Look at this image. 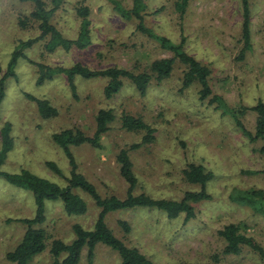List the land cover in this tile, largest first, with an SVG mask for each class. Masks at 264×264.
Wrapping results in <instances>:
<instances>
[{
  "label": "rangeland",
  "instance_id": "1",
  "mask_svg": "<svg viewBox=\"0 0 264 264\" xmlns=\"http://www.w3.org/2000/svg\"><path fill=\"white\" fill-rule=\"evenodd\" d=\"M48 9L51 0H43ZM131 7V0H119ZM147 6L145 26L155 35L184 50L210 70L209 85L231 111L246 109L240 120L252 135L255 133L256 113L249 109L258 101L264 103V0H249L250 48L243 55L240 0H189L183 15L175 8L180 0H143ZM89 9L91 44L82 51L57 50L44 52V42L37 24L30 20L32 3L22 0H0V64L6 73L11 57L22 52L8 78L5 96L0 105V130L11 126L13 149L1 170L30 173L60 186L67 184L70 165L53 136L65 130H79L92 136L95 118L100 110L111 109L117 119L100 139V147L89 145L71 147L77 172L82 174L102 198L124 199L128 185L119 173L118 153L139 144L144 133L121 129V113L141 118L154 129V140L131 151L130 159L137 178L135 195L145 194L153 199L180 201L186 192H197L199 185L184 181L183 170L189 164L201 165L213 175L206 191L211 199L193 204L194 218L184 215L169 219L154 209H130L109 213L106 223L113 234L127 247L137 249L154 264H264L249 250L238 256H223V240L218 232L225 226L238 225L264 249V210L258 212L235 202L238 192L259 190L264 193V155L259 152L260 141H251L224 115L216 104L200 101L199 87L182 88L184 67L176 63L171 77L161 84L155 82L141 97L130 82L107 100L103 78L75 80V95L64 76L56 75L39 86L36 84L35 63L51 67L70 68L81 64L89 69L104 70L118 67L135 73L172 54L158 42L135 31V20H123L108 0H63L53 13L51 24L66 39L77 36L80 19L76 9ZM28 20L26 25L22 21ZM33 42L28 46H23ZM23 47H22V46ZM26 95L46 100L57 110L52 119L40 118L34 102ZM1 145V142H0ZM1 148V147H0ZM47 163L55 164L54 173ZM88 211L83 216H67L59 202H46L44 229L51 240L70 243L72 226L91 229L99 209L85 194ZM33 196L10 186L0 179V264H10L5 256L21 240L25 227L17 220L34 216ZM126 222L129 232L120 227ZM47 248L31 264H51ZM80 264H121L117 253L97 245L88 262L86 252Z\"/></svg>",
  "mask_w": 264,
  "mask_h": 264
},
{
  "label": "trees",
  "instance_id": "2",
  "mask_svg": "<svg viewBox=\"0 0 264 264\" xmlns=\"http://www.w3.org/2000/svg\"><path fill=\"white\" fill-rule=\"evenodd\" d=\"M32 3L34 11L30 20L37 24L40 32L37 40L44 42V52L53 54L57 50L70 51L85 50L91 44V30L89 9L80 5L76 14L80 19L77 36L73 40L66 39L51 24L53 13L59 8L63 0H51L53 8L48 9L43 0H22ZM189 0H180L175 4L176 10L183 15ZM112 5L114 13L123 20H135V31L158 42L159 46L172 54L170 58H161L153 61L149 68L143 72L135 73L130 70L111 67L104 70L89 69L81 64H75L70 68L51 67L42 63H35L37 80L36 84L41 86L52 80L56 75L65 77L72 94L75 95V80L103 78L107 80L103 89V96L109 100L117 95L128 81L135 88L141 97L145 96L153 82L161 84L171 77L174 66L179 63L184 67L182 77V88L188 89L192 85L199 87L198 98L200 101L209 100L211 104H216L217 109L224 115H229L235 125L251 141H260L259 152L264 155V103L258 101L249 110L256 113V128L252 135L248 132L240 117L244 115L246 109L231 111L224 100L212 93L209 85L210 70L207 66L189 55L183 48V44H174L165 37L155 35L145 26L144 16L147 6L143 0H131V7L126 9L119 0H108ZM242 15V40L243 55L245 50L250 48V10L249 0H240ZM26 25L28 20L21 22ZM33 42L23 44L28 46ZM22 46V45H21ZM22 46V47H23ZM21 51H17L11 57L6 73L2 74L0 64V105L5 96V84L8 78L15 77L14 69L19 58H22ZM26 97L34 102L39 116L43 120L52 119L57 116V110L46 100L36 99L29 95ZM117 119L113 110H100L95 118V130L92 136H86L79 130H65L53 136V141L63 151L71 167L67 184L60 186L48 179L38 177L27 170L18 173H7L1 170L7 154L13 149V139L11 137V126L6 123L0 130V179H3L10 186L29 192L33 196L34 216L17 220V223L25 227V232L17 246L5 256L10 264H31L32 260L41 255L47 248L51 256V264H80L82 252H86L88 262H91L95 255L96 246L101 244L117 253L121 264H154L137 249L127 247L109 229L106 218L109 213L130 210V209H154L164 213L169 219L178 218L184 215L186 220L194 218L193 204H198L211 199L206 191L207 184L213 179L210 172H206L201 165L189 164L183 170L184 181L191 185H199L197 192H186L180 201L164 199H153L145 194L135 195L134 189L137 185V178L133 172V164L130 159V152L137 150L154 140V129L147 125L141 118L133 117L126 113H121L119 123L121 129L126 132L144 133L139 144H133L128 149L121 150L116 158L119 165V173L128 185L127 195L124 199L115 197L102 198L82 174L77 172V166L70 150L71 147L89 145L94 148L100 147V139L110 130V125ZM47 167L54 173H59L58 167L53 163H47ZM264 173V171H263ZM78 191L87 195L100 210L91 229H85L81 225L72 226L73 240L65 243L62 240H51V236L39 226L45 222L46 202H59L64 213L69 216H83L88 211L86 201L78 194ZM232 199L242 205L248 206L255 211L264 210V193L262 191L251 190L236 193ZM124 232H129L126 222H119ZM218 236L223 240L224 247L221 251L223 256H238L244 249L249 250L260 260L264 261V249L254 240L242 233L238 225H228L218 232Z\"/></svg>",
  "mask_w": 264,
  "mask_h": 264
}]
</instances>
